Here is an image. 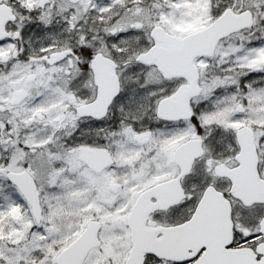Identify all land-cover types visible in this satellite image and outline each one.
<instances>
[{"label":"snow or ice","instance_id":"obj_1","mask_svg":"<svg viewBox=\"0 0 264 264\" xmlns=\"http://www.w3.org/2000/svg\"><path fill=\"white\" fill-rule=\"evenodd\" d=\"M0 264H264V0H0Z\"/></svg>","mask_w":264,"mask_h":264}]
</instances>
